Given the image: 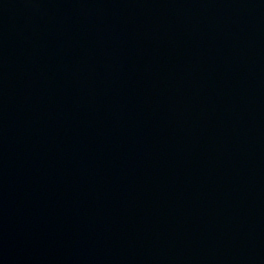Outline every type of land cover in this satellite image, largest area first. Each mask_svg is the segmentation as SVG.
Wrapping results in <instances>:
<instances>
[{
	"label": "water",
	"instance_id": "1",
	"mask_svg": "<svg viewBox=\"0 0 264 264\" xmlns=\"http://www.w3.org/2000/svg\"><path fill=\"white\" fill-rule=\"evenodd\" d=\"M0 264H264V0H0Z\"/></svg>",
	"mask_w": 264,
	"mask_h": 264
}]
</instances>
